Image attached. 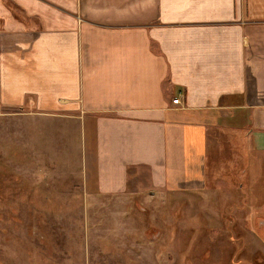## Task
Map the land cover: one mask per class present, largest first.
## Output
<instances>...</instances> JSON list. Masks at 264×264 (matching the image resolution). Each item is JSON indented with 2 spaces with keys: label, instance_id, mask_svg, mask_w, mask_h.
Instances as JSON below:
<instances>
[{
  "label": "crops",
  "instance_id": "0c3cea01",
  "mask_svg": "<svg viewBox=\"0 0 264 264\" xmlns=\"http://www.w3.org/2000/svg\"><path fill=\"white\" fill-rule=\"evenodd\" d=\"M0 105L79 123L99 194L142 171L155 190H202L229 159L253 209L264 0H0Z\"/></svg>",
  "mask_w": 264,
  "mask_h": 264
},
{
  "label": "rangeland",
  "instance_id": "374dc122",
  "mask_svg": "<svg viewBox=\"0 0 264 264\" xmlns=\"http://www.w3.org/2000/svg\"><path fill=\"white\" fill-rule=\"evenodd\" d=\"M30 111L0 105V264H264V181H252L253 209L254 194L235 201L229 159L202 190H155L142 171L102 195L79 123Z\"/></svg>",
  "mask_w": 264,
  "mask_h": 264
},
{
  "label": "built area",
  "instance_id": "2783aa9c",
  "mask_svg": "<svg viewBox=\"0 0 264 264\" xmlns=\"http://www.w3.org/2000/svg\"><path fill=\"white\" fill-rule=\"evenodd\" d=\"M172 105H179L180 104V101H179V98L176 97L174 98L172 101H171Z\"/></svg>",
  "mask_w": 264,
  "mask_h": 264
},
{
  "label": "flooded vegetation",
  "instance_id": "af4514ba",
  "mask_svg": "<svg viewBox=\"0 0 264 264\" xmlns=\"http://www.w3.org/2000/svg\"><path fill=\"white\" fill-rule=\"evenodd\" d=\"M61 227H62V226H61ZM58 228H59V227H58ZM57 233H60V234H61V233H62V230H59V232H57Z\"/></svg>",
  "mask_w": 264,
  "mask_h": 264
}]
</instances>
